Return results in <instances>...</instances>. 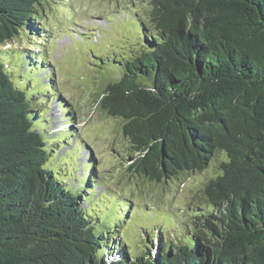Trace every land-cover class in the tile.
<instances>
[{"label": "trees", "instance_id": "trees-1", "mask_svg": "<svg viewBox=\"0 0 264 264\" xmlns=\"http://www.w3.org/2000/svg\"><path fill=\"white\" fill-rule=\"evenodd\" d=\"M54 2L0 0V48L38 23L47 32ZM139 3L144 31L97 107L122 121L129 170L149 182L202 173L222 153L206 206L185 242L160 237L156 255L150 242L134 255L111 240L127 218L104 223L83 207L93 163L74 189L55 173L34 107L46 87L18 86L0 51V264H264V0Z\"/></svg>", "mask_w": 264, "mask_h": 264}, {"label": "rangeland", "instance_id": "rangeland-1", "mask_svg": "<svg viewBox=\"0 0 264 264\" xmlns=\"http://www.w3.org/2000/svg\"><path fill=\"white\" fill-rule=\"evenodd\" d=\"M56 1L45 9L47 32L42 35L38 23L34 38L22 32L0 48L18 86L23 87L28 76L35 79V86L46 87L34 107L42 110L37 118L41 124L36 126L44 127L53 150L51 166L74 189L93 163L97 175L83 207L104 223L127 218L110 239L120 240L134 255L147 242L156 255L160 237L166 243L185 242L193 217L206 206L204 186L218 176L216 166L225 156L220 153L202 173L181 175L164 184L149 182L129 170L132 163L122 121L97 107L96 99L107 85L120 80V62L131 55L144 31L142 0ZM40 58L44 59L38 64L40 70L30 66ZM118 230V235L113 234ZM106 257L107 264L119 259Z\"/></svg>", "mask_w": 264, "mask_h": 264}]
</instances>
